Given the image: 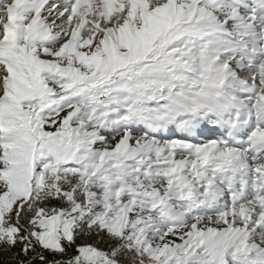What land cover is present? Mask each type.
<instances>
[{
  "label": "snow or ice",
  "instance_id": "6c2138e0",
  "mask_svg": "<svg viewBox=\"0 0 264 264\" xmlns=\"http://www.w3.org/2000/svg\"><path fill=\"white\" fill-rule=\"evenodd\" d=\"M0 264H264V0H0Z\"/></svg>",
  "mask_w": 264,
  "mask_h": 264
},
{
  "label": "trees",
  "instance_id": "16d2710c",
  "mask_svg": "<svg viewBox=\"0 0 264 264\" xmlns=\"http://www.w3.org/2000/svg\"><path fill=\"white\" fill-rule=\"evenodd\" d=\"M4 257L2 256V254H0V259H3Z\"/></svg>",
  "mask_w": 264,
  "mask_h": 264
}]
</instances>
